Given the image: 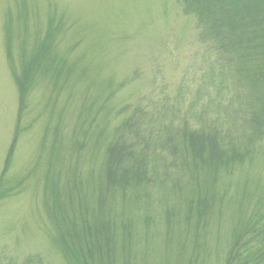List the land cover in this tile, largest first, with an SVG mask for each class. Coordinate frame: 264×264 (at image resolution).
I'll return each mask as SVG.
<instances>
[{"label": "rangeland", "instance_id": "rangeland-1", "mask_svg": "<svg viewBox=\"0 0 264 264\" xmlns=\"http://www.w3.org/2000/svg\"><path fill=\"white\" fill-rule=\"evenodd\" d=\"M208 1L0 0V264H228L264 128Z\"/></svg>", "mask_w": 264, "mask_h": 264}, {"label": "trees", "instance_id": "trees-1", "mask_svg": "<svg viewBox=\"0 0 264 264\" xmlns=\"http://www.w3.org/2000/svg\"><path fill=\"white\" fill-rule=\"evenodd\" d=\"M193 1L183 0L184 4L190 3L189 6ZM211 6L215 10H210ZM216 11L218 14L225 15V21L222 22L221 28H226V32H223L224 36L220 40L225 39V43H229L232 47L227 58L231 61H241L244 64V68L242 71L238 70L239 74L235 75V78L239 80L248 78V87L254 92L252 95L254 101L249 98L252 102L251 105L256 108L252 113L251 124L256 125L257 128H264V0H209L206 9L207 15L202 17L203 24L204 20H207ZM221 30L223 31V29ZM227 74L222 72L223 79L228 76ZM18 84L23 93L25 88L21 83ZM194 136V141L205 142L204 135L203 137ZM212 137L213 135L209 139L212 140ZM214 152L216 155L213 159L218 161L226 154L219 148L218 152ZM225 160L226 158L223 159V161ZM209 162L213 171L216 172L218 164L213 160H209ZM261 213H254L255 216L248 223L241 225V232L235 234L233 244L235 246L230 252L228 264H264V214ZM256 239L261 240L260 245L257 244ZM76 260H80L78 255L74 262ZM81 262L85 264V262Z\"/></svg>", "mask_w": 264, "mask_h": 264}]
</instances>
